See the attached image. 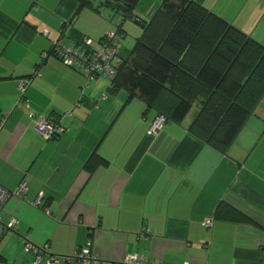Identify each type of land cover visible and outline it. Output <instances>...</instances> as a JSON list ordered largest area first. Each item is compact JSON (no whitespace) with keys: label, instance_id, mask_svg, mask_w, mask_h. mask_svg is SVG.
I'll use <instances>...</instances> for the list:
<instances>
[{"label":"crops","instance_id":"crops-1","mask_svg":"<svg viewBox=\"0 0 264 264\" xmlns=\"http://www.w3.org/2000/svg\"><path fill=\"white\" fill-rule=\"evenodd\" d=\"M194 1L264 45V0ZM114 20L76 0H0V185L27 186L3 208L0 256L78 264L69 259L90 247L113 262L264 264V96L225 153L189 132L196 106L148 135L154 109L50 52L57 40L98 42ZM121 28L119 45L130 31L127 21ZM29 76L22 96L19 79ZM40 117L64 131L46 140L34 128ZM220 203L250 222L215 218ZM13 218L17 227L4 228Z\"/></svg>","mask_w":264,"mask_h":264},{"label":"trees","instance_id":"trees-1","mask_svg":"<svg viewBox=\"0 0 264 264\" xmlns=\"http://www.w3.org/2000/svg\"><path fill=\"white\" fill-rule=\"evenodd\" d=\"M76 1L79 8L117 17L118 43L123 21L141 26L128 54L117 53L109 91L124 89L176 123L196 106L189 132L225 153L264 96V45L194 0H161L145 18L135 11L139 0ZM214 216L250 222L224 203Z\"/></svg>","mask_w":264,"mask_h":264},{"label":"built area","instance_id":"built-area-1","mask_svg":"<svg viewBox=\"0 0 264 264\" xmlns=\"http://www.w3.org/2000/svg\"><path fill=\"white\" fill-rule=\"evenodd\" d=\"M119 38V33L109 32L107 39L100 42H95L91 38H84L82 42L71 45L62 40H57L52 45V54L59 58L64 65L81 69L88 78L99 75L105 78L108 85H110L111 79L115 74V67L118 63L116 57ZM30 79L31 78L19 79L18 90L21 95L24 94L30 83ZM167 122L164 115L157 114L151 121L147 134L152 136L160 133ZM34 128L46 140L58 137L64 131V128L59 125L56 119H50L48 117H40L35 120ZM26 187L25 180H22L12 191L0 185V224L2 223V211L9 197L24 193ZM35 202L39 204L41 202V196L37 197ZM17 225L18 220L13 218L4 225V228L7 230H14ZM209 225L210 220L207 219L203 222V226L208 227ZM144 230L149 232L147 228ZM1 234L2 231L0 230V237ZM30 249L33 251L38 250L35 245L29 240H26L25 250ZM39 258L40 256L37 255L36 260H39ZM54 261V258H50L48 263L53 264ZM69 261H76L78 264H150L147 258L142 254L129 255L123 260L116 262L102 260L93 254L90 247L81 249L79 252L75 253ZM0 264L8 263L0 260Z\"/></svg>","mask_w":264,"mask_h":264},{"label":"rangeland","instance_id":"rangeland-1","mask_svg":"<svg viewBox=\"0 0 264 264\" xmlns=\"http://www.w3.org/2000/svg\"><path fill=\"white\" fill-rule=\"evenodd\" d=\"M150 1L151 2H156V4H159L161 2V0H139V2L137 3L136 7H135V11L137 14H142L141 16L148 17V10L150 7ZM102 12L104 14L108 13V11H106V9H102ZM117 17H115V20L113 21V31L116 29V26L119 24L118 19H116ZM127 21V25L130 27V31L127 35V37L125 39L126 42H122L121 41V45H119L120 48H122V51L124 52V48H127L126 51H130L135 43V38L141 33L142 29L141 26L139 24H137L135 21H133L132 19H126L124 22ZM135 29L137 31H135ZM124 39V40H125ZM128 41V42H127ZM119 44V43H118ZM125 51V52H126ZM127 54V53H126Z\"/></svg>","mask_w":264,"mask_h":264}]
</instances>
